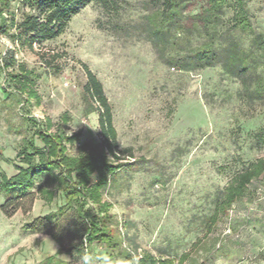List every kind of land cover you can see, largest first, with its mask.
<instances>
[{"label":"rangeland","instance_id":"rangeland-1","mask_svg":"<svg viewBox=\"0 0 264 264\" xmlns=\"http://www.w3.org/2000/svg\"><path fill=\"white\" fill-rule=\"evenodd\" d=\"M204 1L189 0L188 9ZM246 2L254 29L264 31V0ZM156 4L157 0H116L104 9L89 3L55 39L16 51V59L38 75L34 85L38 104L25 94L5 98L0 90V151L6 158L0 160V170L11 175L16 172L12 161L21 139L31 133L22 115L42 122L50 118L52 131L59 124L69 135L80 132L67 143L72 154L82 144L101 143L97 113L87 114L82 100L83 66L102 82L118 144L131 147L134 156L122 159L125 165L102 198L112 203L111 224L124 232L121 246L132 256L144 251L179 255L187 250L203 234V219L232 176L264 155V145L256 138L264 126V105L244 100L236 78L223 73L219 64L185 71L157 57L145 31V16ZM231 15L229 8L227 21ZM227 21L225 28L230 26ZM234 35L248 45L249 34L234 31ZM9 45L5 41L2 54ZM11 70L16 72L17 67L0 71V86L14 91L19 87L5 75ZM36 144L42 146L39 140ZM134 159L138 163L129 164ZM45 177L38 176L36 183ZM62 203L56 194L50 203L38 197L28 214L18 211L8 218L0 211V241L27 242L11 263L19 264L27 253L31 264H45L42 258L54 253L57 244L47 233L25 234L21 224ZM66 224L62 221V230ZM206 246L184 264H264V172L251 193L218 223ZM105 250L104 244L93 243L90 264H104ZM57 259L58 264H83L82 258L65 254ZM114 259L110 264L123 260L116 253Z\"/></svg>","mask_w":264,"mask_h":264},{"label":"trees","instance_id":"trees-1","mask_svg":"<svg viewBox=\"0 0 264 264\" xmlns=\"http://www.w3.org/2000/svg\"><path fill=\"white\" fill-rule=\"evenodd\" d=\"M116 0H0V36L10 43L1 56L0 71L17 67L6 73V79L19 88L9 90L0 86L5 98L25 94L26 99L39 103L34 85L38 77L16 59V51L31 50L45 41L58 37L71 18L91 2L109 9ZM189 0H157L146 16L145 31L157 57L172 67L194 71L219 64L223 73L236 78L241 86L240 96L264 105V31L254 29L246 0H205L198 8L188 9ZM231 9L227 21L225 12ZM229 22L230 26L225 28ZM226 29V30H224ZM234 31L250 35L243 46ZM225 34H227L225 36ZM225 36V37H224ZM82 100L85 111L97 113L102 137L97 146L82 144L76 154L69 152L67 143L80 132L67 134L57 124L55 130L50 118L44 122L29 114L22 115L30 135L22 137L12 161L15 173L7 175L0 170L1 213L10 218L16 212H31L39 197L50 203L59 194L63 203L56 210L37 215L21 224L24 232L47 233L57 244L54 253L45 255V264H58L57 255L89 256L93 243L104 244L105 256L115 261V253L122 257L120 264H184L200 249H206V239L218 223L228 215L230 208L251 193V187L264 172V155L250 161L236 172L214 200L212 212L203 219V234L190 247L177 254L150 251L132 256L129 248L121 246L124 232L112 226L109 212L112 203L103 200V190L115 179L125 165L123 158H134L131 147H120L113 125L112 109L102 82L87 66ZM24 100V99H23ZM257 143L264 145V126L259 129ZM42 144L38 147L36 141ZM0 160L5 161L2 151ZM139 159L129 162L136 165ZM128 164V165H129ZM46 175L42 182L36 179ZM62 221L66 228L62 230ZM220 247V246H219ZM84 264V261H83Z\"/></svg>","mask_w":264,"mask_h":264},{"label":"crops","instance_id":"crops-1","mask_svg":"<svg viewBox=\"0 0 264 264\" xmlns=\"http://www.w3.org/2000/svg\"><path fill=\"white\" fill-rule=\"evenodd\" d=\"M5 41H6L5 38L3 36H0V61H1V55L3 53V45H5ZM17 213L18 212H16L13 216H15ZM6 231H3L2 233L5 234ZM27 233L29 232H25V234ZM26 244L27 242L25 240H22L21 242L13 243L11 238L10 239L8 238L7 242L0 241V264H13L10 262L11 257L15 256L19 251H21L20 249L22 247H26ZM25 254L27 255V253ZM25 254L24 257H22L23 256L22 255L21 258L19 259V264H25V262L27 263L28 260H26L27 257ZM28 262L29 264H31L30 261Z\"/></svg>","mask_w":264,"mask_h":264},{"label":"clouds","instance_id":"clouds-1","mask_svg":"<svg viewBox=\"0 0 264 264\" xmlns=\"http://www.w3.org/2000/svg\"><path fill=\"white\" fill-rule=\"evenodd\" d=\"M104 264H110L109 258L107 256H104L103 258ZM91 258L87 255L83 257L84 264H90Z\"/></svg>","mask_w":264,"mask_h":264}]
</instances>
